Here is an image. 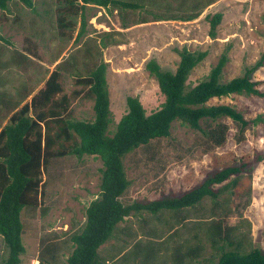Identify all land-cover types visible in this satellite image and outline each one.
<instances>
[{"label":"rangeland","instance_id":"obj_1","mask_svg":"<svg viewBox=\"0 0 264 264\" xmlns=\"http://www.w3.org/2000/svg\"><path fill=\"white\" fill-rule=\"evenodd\" d=\"M129 1L138 3L141 8L118 12L111 7H107V11L105 7L86 4L83 9L85 25L80 35H77L81 22L78 14L65 18L66 22L72 21V26L59 29L56 0H33L32 8L18 0L9 1L7 8L0 10V35L4 38L0 40V60L9 61L6 67H0V93L5 86L8 93V89L12 91L23 83L35 91L50 70L60 67L62 93L74 96V91L83 90L79 98H71L72 117L89 121L93 118V101L83 95L84 88L76 85L74 78L85 75L88 68L103 61L112 118L108 128L111 135L117 121L127 111L128 96L137 97L146 114L159 109L164 101L156 79L146 68L149 60H155L161 69L175 71L183 47L191 52L205 51L204 58L188 75L187 86L190 87L208 75L222 53L226 55L220 77L222 82L242 76L264 55V0ZM215 14H220V19L215 35L211 36L209 20ZM188 16L191 17L184 20ZM141 19L147 22L140 23ZM26 38L36 43L39 59L30 56L28 64L14 68L10 65L11 48L23 49ZM58 48L62 52L51 62L59 53ZM249 78L264 92V59ZM209 102L235 106L248 120V125L240 132L239 124L228 117H220L208 125L200 121L202 129L209 132L223 130V142L217 144L203 131L174 121L168 136L153 139L124 156L123 166L130 184L120 200L127 205L180 195L213 171L245 163L253 169L239 178L233 203L251 187V203L243 214L251 223L253 245L264 250V158L258 160L259 155L264 156V96L230 94ZM1 114L0 110V119ZM101 169L98 156L66 155L51 159L42 174L41 197L45 212L26 208L20 214L21 240L25 247L22 264H35L43 232L60 236L83 224L86 206L99 193ZM217 186L220 185L214 187ZM222 195L225 193L220 198ZM203 202L209 207L210 198L205 197ZM195 213L191 210L188 214ZM137 220L133 216L125 217L121 224L137 231ZM227 223H239L236 212L231 213ZM190 235L184 233V237ZM115 236L107 242L108 246L112 245L105 254V245L102 246L100 254L104 257L122 253L135 240L127 234ZM118 243L125 246L120 249L115 245ZM175 246L176 243L170 241L166 250H160V257H168ZM209 252L206 247L204 254ZM6 254L0 239V264ZM169 261L170 256L165 263ZM114 262L142 264L129 257Z\"/></svg>","mask_w":264,"mask_h":264},{"label":"trees","instance_id":"obj_2","mask_svg":"<svg viewBox=\"0 0 264 264\" xmlns=\"http://www.w3.org/2000/svg\"><path fill=\"white\" fill-rule=\"evenodd\" d=\"M9 1L0 0V10L6 9ZM18 1L29 8L34 6L33 0ZM56 1L59 29L72 26V21H65L68 15L80 16L77 35L83 32L85 25L83 9L86 3L111 7L118 12L140 7L127 0ZM219 19L220 14H215L209 20L211 36L215 35ZM26 39L23 49L11 48L10 65L14 68L28 64L30 56L39 59L36 43ZM0 40H4L1 35ZM60 48L51 62L60 56ZM179 55L175 71L161 69L153 59L147 62L146 68L156 79L164 101L159 109L146 114L139 99L128 96L127 111L117 121L111 135L108 128L112 118L106 63L103 61L88 68L85 75L74 78L75 84L84 88L83 95L93 101V118L89 121L72 117L71 98H79L83 90L74 91V96L63 94L60 67L50 70L35 91L25 83L12 91L8 89V93L6 86L3 88L0 93V121H5L0 124V236L7 254L2 264H22L25 247L21 240V211L36 208L45 212L41 197L43 171L51 159L66 155L100 158L99 193L86 206L82 225L64 231L60 236L43 232L36 264H116L114 259L126 260L127 257L142 264H166L169 256L167 264H264V250L253 245L251 223L243 214L251 203V187L233 203L239 178L253 166L245 163L227 165L211 172L198 185L180 195L127 205L120 200L130 184L123 166L127 153L153 139L168 136L171 124L176 120L203 131L221 144L223 130L219 134L209 132L202 129L200 121L208 125L220 117H228L239 124L242 132L248 120L231 104L209 101L230 94L264 96V92L256 87L257 82L249 78L250 73L262 65L264 55L242 76L222 82L221 72L226 63V55L222 53L208 75L190 87L187 86L188 75L206 52H191L183 47ZM8 62L0 60V67H6ZM263 158V155L258 156V160ZM224 193L225 196L220 198ZM205 197L210 198L209 207L203 204ZM191 210L196 213L188 214ZM232 212L237 213L238 224L227 223ZM130 216L138 219L137 231L130 225L121 224ZM185 232L191 234L190 237H184ZM118 234H127L135 240L120 256L110 257L111 262L107 263L100 254L102 246ZM170 241L176 243L174 250L168 257H160V250H166ZM117 245L120 249L125 246ZM206 247L210 249L207 255L204 254Z\"/></svg>","mask_w":264,"mask_h":264},{"label":"crops","instance_id":"obj_3","mask_svg":"<svg viewBox=\"0 0 264 264\" xmlns=\"http://www.w3.org/2000/svg\"><path fill=\"white\" fill-rule=\"evenodd\" d=\"M127 1H129V0H127ZM134 1V0H133ZM86 4H92V3H86ZM85 4V5H86ZM92 5H94V6H99V7H101V8H103V6H100V5H96V4H92ZM109 6V5H108ZM139 8H141V5H140V7ZM107 11H108V8H105ZM139 22L140 23H143V22H147L146 21V19H141V20H139ZM0 239H1V236H0ZM108 242V241H107ZM107 242L104 244L105 245V247H104V249H103V253L105 254V252L107 251V249L112 245V244H110V246H108L107 245ZM116 246H117V244H115ZM125 250V249H124ZM122 253H119V254H109L108 255V257H105V259H106V262L107 263H110L111 262V259H112V257L115 255H117V256H120ZM110 257H111V259H110ZM114 260H116V259H114ZM114 260H113V262H114ZM36 262H35V264L37 263V260H35Z\"/></svg>","mask_w":264,"mask_h":264}]
</instances>
